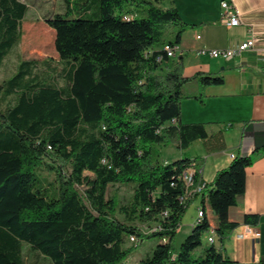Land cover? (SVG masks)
<instances>
[{"label":"trees","instance_id":"trees-1","mask_svg":"<svg viewBox=\"0 0 264 264\" xmlns=\"http://www.w3.org/2000/svg\"><path fill=\"white\" fill-rule=\"evenodd\" d=\"M87 1L63 0L45 17L65 64L64 86L52 63L21 58L0 83V264H25V246L35 255L32 264H123L148 238L157 243L139 264H233L222 253L224 238L238 225L228 221L227 210L264 151L233 155L200 194L182 201L181 174L196 159L163 161L154 148L171 143L182 152L207 137L203 124L179 121L181 102L200 99L185 87L192 81L217 86L223 78L184 77L182 58L166 57L163 47L178 44L190 27L173 4L94 0L92 13ZM27 11L23 0H0V68L21 42ZM113 185L130 186L129 199L109 194ZM197 196L203 218L175 247L181 218ZM256 220L245 216L243 224ZM210 228L219 245L205 244L195 254ZM130 238L134 245L125 247Z\"/></svg>","mask_w":264,"mask_h":264},{"label":"crops","instance_id":"crops-1","mask_svg":"<svg viewBox=\"0 0 264 264\" xmlns=\"http://www.w3.org/2000/svg\"><path fill=\"white\" fill-rule=\"evenodd\" d=\"M219 1L163 0L161 3L163 7L173 4L182 21L190 25L181 33L178 43L182 75L189 78L205 73L223 78V83L217 86L201 87L194 81L186 85V94L200 99L193 97L181 102L179 121L203 124L207 137L195 141L185 151L175 149L172 158L165 159L170 161L182 156L196 159L199 181L207 185L218 170L228 166L231 156L264 151V0H230L244 19L240 26H226L221 22ZM249 26L255 37L252 49L229 60L198 54L201 49L236 48L249 38ZM193 200L197 213L200 196ZM206 210L211 227L216 228L217 217L210 208ZM245 216H256L257 220L254 224H243ZM227 219L238 225L224 238L223 255L233 264H259L264 258V155L257 156L247 169L244 193L228 208ZM254 232L259 236L255 238ZM204 245L205 236L195 254H200ZM214 245H219L217 236Z\"/></svg>","mask_w":264,"mask_h":264},{"label":"rangeland","instance_id":"rangeland-1","mask_svg":"<svg viewBox=\"0 0 264 264\" xmlns=\"http://www.w3.org/2000/svg\"><path fill=\"white\" fill-rule=\"evenodd\" d=\"M23 1L28 5V12L26 13V16L23 19L21 25V42L18 47H16L14 51H12V53L7 57L3 66L0 68V83L13 73L18 58H21L24 60H32L36 62L46 61L52 63V66L61 71V73L57 75L58 85L64 86L65 77L62 70L65 69V64L60 62L54 49L55 32L45 23V17L48 13L47 10H49L51 7L53 12L59 11V6L61 4L60 2L63 0ZM82 1L84 0H81V2ZM87 3L88 8L92 11V13H94V0H88ZM81 17L84 19H95L97 16H94L93 14H82ZM154 149L159 151L161 159H163V161H166L165 159H171L175 150L174 146L171 143L157 146ZM178 156L179 155L177 154V157ZM84 174L91 176V174L88 172H84ZM131 192L132 188L130 186L113 185L109 186L108 188V193L116 194L122 202L129 199V197L131 196ZM194 203V200L189 203L181 218L180 229L173 240L175 247H177L184 239V237H186V235L189 233V225L194 222L196 216ZM156 243V238H148L139 242L135 247H132V245H134V242L128 240L125 244V247L131 246L132 248L128 258L124 261L123 264H139L140 260L144 258V256L153 248ZM23 249L25 253V264H32L35 260V255L29 252L26 246ZM37 264L46 263L42 259H39Z\"/></svg>","mask_w":264,"mask_h":264},{"label":"built area","instance_id":"built-area-1","mask_svg":"<svg viewBox=\"0 0 264 264\" xmlns=\"http://www.w3.org/2000/svg\"><path fill=\"white\" fill-rule=\"evenodd\" d=\"M219 6L222 11L221 14V22L225 24L226 26H240L244 24V19L241 17V14L235 9L233 3L230 0H220ZM249 38L243 42H241L236 48L232 49H222V50H204L201 49L198 51V54L201 55H209L211 58H223V59H231L234 56H236L239 53L248 51L254 47L255 44V37H254V31L252 26H249L248 29ZM199 39V37H196ZM163 51L166 53V57L169 59L176 58L178 56H181V51L178 44L169 45L166 44L163 47ZM158 62L162 60L160 56L156 58ZM176 120L172 119L170 121V124H175ZM232 157V156H231ZM198 172L200 173V169L197 168L196 163L192 162L191 166L184 170L181 174V180L183 181L185 185V193L180 198L182 201H185L189 199L194 194H200L205 187L204 183L198 182L197 185L193 183V175L194 173ZM203 218V213L200 207L197 208L196 218L192 224L199 223L201 219ZM253 236L256 238L259 236L258 232H254ZM216 239V232L213 228H210L209 231L205 235V244H213L215 243ZM131 242H134L133 238L129 239Z\"/></svg>","mask_w":264,"mask_h":264}]
</instances>
